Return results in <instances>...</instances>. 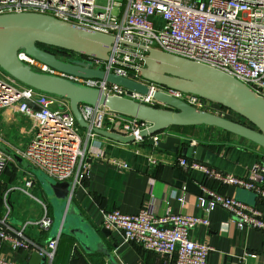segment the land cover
Listing matches in <instances>:
<instances>
[{
  "label": "built area",
  "instance_id": "obj_1",
  "mask_svg": "<svg viewBox=\"0 0 264 264\" xmlns=\"http://www.w3.org/2000/svg\"><path fill=\"white\" fill-rule=\"evenodd\" d=\"M27 12L48 15L114 37L115 49L109 53L108 61L84 56L77 61L91 69L139 82L147 87L148 93L132 91L128 95L122 87L103 80L71 76L19 53L18 59L38 73L65 78L98 89L108 96L127 98L152 107L162 106L153 98V94L161 92L197 110L210 112L214 105L198 96L141 80L139 72L132 68L141 65L138 56H145L147 50L153 49L219 70L264 99V0H108L103 8L97 7L95 0H0V15ZM2 72L0 69V109H12L30 118L35 128L27 146L15 149V152L55 182L69 181L73 187L80 185L87 178L89 151L99 135L77 124L69 106L62 103L66 100L36 91L6 73L7 76H3ZM79 111L89 127L133 136L132 144L159 150L157 144L169 136L166 129L140 137L139 133L148 126L146 123L113 113L105 107L81 104ZM94 157L101 155L96 153ZM12 162L9 155L0 152V183ZM175 164L201 170L207 180L246 190L264 202V155L250 167L246 177L221 173L183 157L177 158ZM117 165L121 170L127 169L125 162ZM17 168L23 178L20 180L16 174L17 185L10 191L18 189L39 203L42 214L37 219L14 222L10 191L1 196L0 264H24L8 259L3 248L16 258L21 253L37 252L51 264L60 234L49 240L46 246L29 238V230L48 231L53 221L46 205L32 193L35 187L33 176ZM200 190L197 206L202 211L209 213L220 207L230 214V222L238 230L264 233V216L259 209L204 184ZM178 202L183 205L184 197L178 198ZM149 207L143 206L134 215L123 214L117 209L103 211L102 227L118 233L123 243L134 244L170 263L207 264L212 248L190 238V232L196 226L209 224L207 218L172 214L169 210L157 215Z\"/></svg>",
  "mask_w": 264,
  "mask_h": 264
},
{
  "label": "water",
  "instance_id": "obj_2",
  "mask_svg": "<svg viewBox=\"0 0 264 264\" xmlns=\"http://www.w3.org/2000/svg\"><path fill=\"white\" fill-rule=\"evenodd\" d=\"M115 41L116 39L110 35L44 14L31 12L1 14L0 69L20 84L66 100L81 128L91 129L97 135L117 142L132 143L134 137L89 127L82 119L79 105L105 107L113 113L146 123L148 126L139 133L140 137H147L171 127L207 126L243 138L264 149V99L243 83L207 65L149 49L147 55L138 56L141 65L132 69L139 72L143 81L198 96L237 115L243 122L197 110L161 92L153 94V98L162 105L161 107L144 105L123 97L108 96L98 89L65 78L38 73L18 59V54L23 52L62 73L103 80L126 89L128 95L132 91L147 94V87L139 82L100 69H91L81 61L64 62L38 46L43 45L78 56L108 61L109 53L115 49ZM157 148L171 154H180L182 157L208 166L212 164L214 157L202 146H185L180 138L172 136L159 142ZM0 152L9 155L20 169L34 174L37 179L43 178L41 172L2 142H0ZM44 181L47 200L54 206L55 211L62 215L55 233L69 236L85 252L103 254L109 264H117L97 233L87 227L86 221L71 202L70 194L74 189L72 184ZM101 232L106 237L111 235L110 231L105 229ZM28 264H46V258L33 252Z\"/></svg>",
  "mask_w": 264,
  "mask_h": 264
},
{
  "label": "crops",
  "instance_id": "obj_3",
  "mask_svg": "<svg viewBox=\"0 0 264 264\" xmlns=\"http://www.w3.org/2000/svg\"><path fill=\"white\" fill-rule=\"evenodd\" d=\"M62 103L68 105L67 101ZM167 130L169 136L180 138L185 146L194 142V146H202L212 153L214 157L210 166L200 164L221 173L246 177L250 167L264 155L263 148L218 128L195 126L171 127ZM34 133L30 118L12 109H0V142L13 150H21L27 146ZM91 147L87 178L74 186L70 200L117 264H173L134 244L123 243L116 232L110 231L109 237L102 234L103 211L117 209L123 214L134 215L143 206H150L157 215L169 210L172 214L207 218V226H196L190 232L192 240L212 248L207 264H264L263 232L238 230L230 222V214L220 207L205 213L197 206V198L201 195L200 186L204 184L220 194L256 207L264 216V202L253 193L222 186L213 179L207 180L201 170L178 166L175 161L182 157L180 154L155 150L146 145L121 143L103 136H97ZM96 153L101 157H94ZM121 161L126 163V170L118 167ZM15 185L14 177L4 179L0 184V195L9 192ZM9 196L15 222L21 223L41 216V205L20 190L10 191ZM182 196L185 199L183 205L178 202ZM43 203L51 218L49 205L46 201ZM51 228L43 232L33 228L29 230L28 236L40 246H46L57 235L50 232ZM2 251L8 259L24 264L29 263L32 254L21 253L16 258L6 249ZM46 264H50L48 260ZM51 264H106V258L100 253L85 252L73 238L61 234Z\"/></svg>",
  "mask_w": 264,
  "mask_h": 264
},
{
  "label": "rangeland",
  "instance_id": "obj_4",
  "mask_svg": "<svg viewBox=\"0 0 264 264\" xmlns=\"http://www.w3.org/2000/svg\"><path fill=\"white\" fill-rule=\"evenodd\" d=\"M107 1L108 0H95V4L97 7L99 8H103L107 5ZM115 2H120L122 0H114ZM97 11H100V9H97ZM3 76H7L5 73H1ZM212 113L214 114H217L219 116H222L226 119H230V120H233V121H237V122H243V120L241 118H239L237 115L231 113L230 111L226 110V109H223V108H220V107H217V106H212L211 107V111ZM17 165L12 162L8 168L6 169L4 175L2 176V179H1V182L5 179V180H10L12 179L13 177L16 179V174L17 176L19 177V179L21 180L23 178V174L21 172H18L17 170ZM21 171L27 173V174H31L27 171H24L23 169H20ZM38 172V171H37ZM42 179H37V176H35L34 174H31V176H33L34 180H35V187L34 189L32 190V193L37 197L39 198L41 201H46L47 202V205H49V209H50V215H51V218H52V228H51V233L52 234H55L56 230L58 229L59 225H60V221H61V218H62V215L59 214V212H56L55 211V208L54 206L47 200V197H46V189H45V186H43V183H45L44 180H48V181H51V182H54L56 183L53 179H50L48 178L46 175H44L42 173ZM18 183H20V181L18 180ZM2 195V194H1ZM0 195V196H1ZM0 200H1V197H0ZM64 211V209L62 210ZM13 221H14V218H13ZM15 222V221H14ZM107 261V260H106Z\"/></svg>",
  "mask_w": 264,
  "mask_h": 264
},
{
  "label": "flooded vegetation",
  "instance_id": "obj_5",
  "mask_svg": "<svg viewBox=\"0 0 264 264\" xmlns=\"http://www.w3.org/2000/svg\"><path fill=\"white\" fill-rule=\"evenodd\" d=\"M52 52H54L56 54V56L60 60H62L64 62H74V61L79 60V57H80L78 55L71 54V53H66V52L65 53H61V54L59 52H57V51H52Z\"/></svg>",
  "mask_w": 264,
  "mask_h": 264
},
{
  "label": "trees",
  "instance_id": "obj_6",
  "mask_svg": "<svg viewBox=\"0 0 264 264\" xmlns=\"http://www.w3.org/2000/svg\"><path fill=\"white\" fill-rule=\"evenodd\" d=\"M39 46V48H41V49H43V50H46L47 52H49V53H52V54H54L55 56H56V54L54 53V52H52V51H57V52H59L60 54L61 53H65V52H62V51H60V50H58V49H54V48H48V47H46V46H43V45H38ZM173 128V127H172ZM174 128H184V127H174ZM1 184V183H0ZM55 256V255H54Z\"/></svg>",
  "mask_w": 264,
  "mask_h": 264
}]
</instances>
